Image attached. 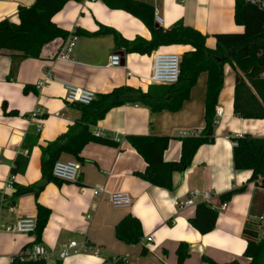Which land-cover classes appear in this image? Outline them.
I'll list each match as a JSON object with an SVG mask.
<instances>
[{
  "label": "crops",
  "instance_id": "crops-1",
  "mask_svg": "<svg viewBox=\"0 0 264 264\" xmlns=\"http://www.w3.org/2000/svg\"><path fill=\"white\" fill-rule=\"evenodd\" d=\"M138 1L154 7L155 15L161 18L159 27L167 30L181 21L208 35L210 48L215 47V34L244 31L235 22L236 0ZM35 2L0 0V22H18L19 9ZM53 22L67 31L68 37L72 33L78 37L71 61L57 60L68 37L47 44L38 59L0 51V264H11L26 246L35 243L34 234H13L5 228L20 218L36 219L37 203L51 210L42 242L37 244L48 251L49 264H108L107 260L115 257L125 258L127 264H176V250L181 242L189 244L191 253L184 264H207L202 260L204 256L218 264L235 261L248 264L249 260L244 258L247 236L253 232L260 238L264 229V189L259 187L261 179L259 185L250 181L251 171L235 169L231 138H264V120H245L234 114L236 72L228 64L216 108L222 109L223 114L216 125L215 143L202 146L191 166L173 174L172 191L153 186L139 176L147 164L127 137H169L164 160L179 162L181 139L198 134L205 127L207 73L199 76L189 100L176 113L153 112L139 100L138 94L125 96L123 104L110 109L90 128L91 132L93 129L107 132L112 140L117 138L119 146L89 143L81 153V162L73 155L62 154L59 161H78L82 166L76 183H47L38 197L34 191H21L45 183L43 149L86 126L84 108L66 100V85L92 90L97 96L131 87L144 93L150 91L159 98L165 87L148 83L154 55L157 52L182 55L190 50L171 46L151 55H140L118 49L114 37L104 33V28L114 29L127 41L138 37L150 40L151 32L139 19L124 11L111 10L100 0L69 2L54 16ZM115 53L122 59V67L118 69L108 66L110 56ZM47 75L51 78L46 82ZM39 109L43 113L33 117ZM40 124L42 130L38 131ZM19 157L28 158L27 164L16 173L14 186L8 188L6 183ZM242 187L245 191L227 201L223 210L222 195ZM94 189H103L105 194L96 197ZM16 193L11 212L4 198H12ZM121 193L131 196L130 208L117 209L109 203L110 195ZM189 199L195 205L179 210V202ZM203 202L219 213L214 231L207 235L190 223L198 204ZM129 214L142 224L143 244L127 245L116 238V226ZM147 238H152V242L148 243ZM72 241L86 242L91 251L81 250L61 260V248Z\"/></svg>",
  "mask_w": 264,
  "mask_h": 264
},
{
  "label": "trees",
  "instance_id": "trees-1",
  "mask_svg": "<svg viewBox=\"0 0 264 264\" xmlns=\"http://www.w3.org/2000/svg\"><path fill=\"white\" fill-rule=\"evenodd\" d=\"M72 1L80 0H36L30 7H21L18 22L3 20L0 22V51L20 54L25 59H38L43 48L57 38H67L68 32L59 28L53 18ZM111 10L124 11L139 19L151 32L150 40L141 37L127 41L114 29L104 28V33L114 37L116 47L129 54L151 55L163 47L185 46L190 50L183 53L180 79L177 84L162 86L164 94L156 98L150 91L144 93L131 87L114 90L110 94H101L89 106L78 104L84 108V126L77 134L69 132L61 139L48 144L43 149L42 175L43 186H31L21 191L39 192L47 183L63 185L64 182L53 176V167L62 154L73 155L79 162L83 160L81 153L89 143L105 146H119L110 138L94 136L90 130L93 125L105 116L113 107L124 103L125 96L138 94L139 100L153 112L180 111L190 98L192 89L197 85L202 73L208 74L205 99V127L195 135L181 139L182 154L179 162H165L164 154L169 148L171 138L160 136H129L128 143L144 159L147 164L144 173L139 176L146 182L168 191L173 189V174L183 172L191 166L197 151L204 145L215 143L216 108L219 96L224 87L225 65H230L236 72L234 96V114L245 120H264V9L246 0L235 2V22L244 28L242 33L215 34V47L208 46L209 36L197 29L185 26L181 21L170 29L157 27L155 9L146 2L138 0H100ZM63 141V142H62ZM233 143V163L237 171H251L250 181L261 179L259 187L264 189V138L241 136L231 138ZM28 158L16 160L12 175L27 164ZM23 162V163H22ZM245 187L222 195L223 202L230 201L236 194L243 193ZM4 198L7 206L15 207V198ZM1 205V204H0ZM35 243L26 246L15 256L11 264H49L48 261L26 260L27 251L42 242L43 232L51 217L50 208L37 203ZM219 213L208 203H200L190 223L202 235L214 231ZM116 238L127 245H138L144 237L143 227L139 219L132 214L127 215L116 226ZM246 231V230H245ZM248 234V233H247ZM247 248L244 258L248 264H264V239L250 232L247 236ZM146 252V250H144ZM177 263L184 264L190 257V246L181 242L176 250ZM120 257H117L119 259ZM25 259V260H24ZM203 262L218 264L204 256ZM108 264H126L122 260H107ZM56 264H61L57 262ZM230 264H239L232 262Z\"/></svg>",
  "mask_w": 264,
  "mask_h": 264
},
{
  "label": "built area",
  "instance_id": "built-area-1",
  "mask_svg": "<svg viewBox=\"0 0 264 264\" xmlns=\"http://www.w3.org/2000/svg\"><path fill=\"white\" fill-rule=\"evenodd\" d=\"M80 1H86V0H80ZM246 1L264 9V0H246ZM155 20L157 24L159 25L161 24V18L159 17L158 14L155 15ZM77 41H78V37L74 33H72L68 37L63 48L58 54L57 60L71 61L72 53L76 47ZM181 61H182V56L179 54L157 52L154 55L152 74L148 79V83L151 86H170L177 84L180 79ZM108 66L113 69L121 68L122 59L120 54L118 53L112 54L110 56ZM129 74L132 75L133 73L129 72ZM50 78L51 76L47 75L46 82L49 81ZM65 95L68 103L80 104L84 106L91 105L97 99L96 92L89 89L79 88L70 84L65 86ZM42 113H43L42 110L39 109L35 111L32 116L37 117L40 116ZM222 114H223L222 109L216 110V125L219 123ZM41 130H42V124L38 126V131ZM92 134L94 136L101 138H110L107 132L98 129H93ZM114 141L118 142V139L114 138ZM81 168L82 166L78 161H58L55 163L53 167V176L64 183H76L78 181ZM15 180H16V176L11 175L6 183V187L12 188L15 184ZM93 194L96 197H102L105 194V191L103 189L100 190L94 189ZM108 201L114 208L117 209H128L132 206L131 196L124 193L110 195ZM194 205H195V201L193 199L181 201L178 204L179 210L181 211L189 207H192ZM227 206L228 203L225 202L222 205V209L223 210L226 209ZM9 210L12 212L14 210V206H10ZM87 218H90V216H88ZM5 230L13 234L32 235L35 233L36 230V219L28 218V217L20 218L14 225L7 226ZM146 241L148 243H151L152 238H147ZM140 243L143 244L144 240L142 239ZM81 250L91 251V249L87 246L86 242L79 244L77 241H72L61 248L59 257L61 260H64L73 255L78 254ZM95 254L98 256L99 252L95 251ZM26 257H27L25 258L26 260H32V261L50 260L48 251L41 245H36L33 248H31V250H28ZM113 260L114 261L122 260L127 264V260L122 257H120L119 259L115 257L113 258Z\"/></svg>",
  "mask_w": 264,
  "mask_h": 264
},
{
  "label": "rangeland",
  "instance_id": "rangeland-1",
  "mask_svg": "<svg viewBox=\"0 0 264 264\" xmlns=\"http://www.w3.org/2000/svg\"><path fill=\"white\" fill-rule=\"evenodd\" d=\"M264 225V222H263ZM262 237H264V229H262V231L260 232V238L258 237V239H261Z\"/></svg>",
  "mask_w": 264,
  "mask_h": 264
},
{
  "label": "water",
  "instance_id": "water-1",
  "mask_svg": "<svg viewBox=\"0 0 264 264\" xmlns=\"http://www.w3.org/2000/svg\"><path fill=\"white\" fill-rule=\"evenodd\" d=\"M156 26H157V27H159V25H158V24H157Z\"/></svg>",
  "mask_w": 264,
  "mask_h": 264
}]
</instances>
